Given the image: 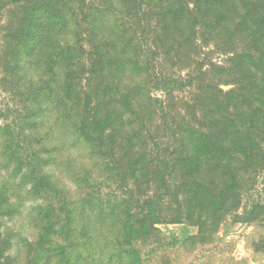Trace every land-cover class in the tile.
Masks as SVG:
<instances>
[{"label": "rangeland", "instance_id": "374dc122", "mask_svg": "<svg viewBox=\"0 0 264 264\" xmlns=\"http://www.w3.org/2000/svg\"><path fill=\"white\" fill-rule=\"evenodd\" d=\"M206 10L0 0V264H264V140L251 163L231 61L250 45Z\"/></svg>", "mask_w": 264, "mask_h": 264}, {"label": "trees", "instance_id": "16d2710c", "mask_svg": "<svg viewBox=\"0 0 264 264\" xmlns=\"http://www.w3.org/2000/svg\"><path fill=\"white\" fill-rule=\"evenodd\" d=\"M208 5L207 12H199L202 23L210 21L208 27L215 33L222 29H227L228 32L236 31L237 36L229 40L231 45L236 46V42L241 40L242 43L247 42L250 45L249 48L239 51L234 49L231 61L239 75L252 80L246 87V92L242 93V105L245 106L248 124L260 131L251 135L249 128L247 129L248 137L252 138V141L241 153L253 159L251 163H255V160L263 156V149L259 141L255 140L260 137L264 140V0H208ZM183 10L185 14L176 22V26L181 27L176 32L178 35L188 32L190 26L194 28L191 22L196 18L192 15L195 14V9H189L186 4ZM169 12L174 13V9ZM198 21L200 23V20ZM165 83L175 85L173 80H167ZM235 101L240 100L236 98Z\"/></svg>", "mask_w": 264, "mask_h": 264}]
</instances>
